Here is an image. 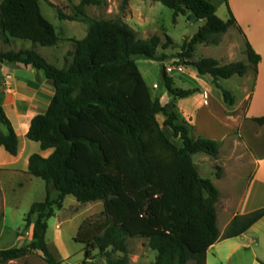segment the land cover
Returning a JSON list of instances; mask_svg holds the SVG:
<instances>
[{
  "label": "trees",
  "instance_id": "obj_1",
  "mask_svg": "<svg viewBox=\"0 0 264 264\" xmlns=\"http://www.w3.org/2000/svg\"><path fill=\"white\" fill-rule=\"evenodd\" d=\"M150 1L170 9L174 23L186 14L203 21L179 47L176 58L181 66L209 76L219 89V79L255 71L260 57L247 42L243 51L247 63L221 66L215 59L194 58L198 45L218 46L220 36L236 26L229 11L224 21L209 0ZM99 4L80 0L70 20L84 17L87 6ZM58 17L64 16L59 12ZM0 35L5 43L13 39L31 43L30 49L0 50V65L31 67L42 72L54 89L46 112L31 119L25 135L42 151L53 150L47 158L32 154L28 159V174L44 182L45 198L31 204L24 217L25 226L32 225L30 243L0 250V264L33 252L45 264H57L45 235L47 221L62 208L66 196L81 204L101 202L99 217L84 220L74 241L83 245L84 258L98 251L107 257L106 264H128L127 239L133 238L148 240L155 253L153 264H205L211 245L240 236L264 216V208L237 216L220 234L215 210L220 193L210 179L199 176L192 161L195 154L217 157L219 143L191 136L187 123L179 122L174 102L153 100L134 62L135 57H143L163 63L167 56L157 52L173 46L168 36L162 44L158 36L138 38L119 21H94L85 37L75 41L68 66L58 68L34 50L36 45L55 47L59 42L53 26L41 15L39 0H2ZM160 75L171 101L194 93L175 88L164 66ZM221 91L224 103L233 106L229 92ZM158 114L164 117L162 126ZM253 121L264 125V115ZM162 127L171 131L179 145L170 141ZM0 148L11 156L19 150L17 135L1 106ZM215 170L220 179L221 168ZM110 253L123 257L112 260Z\"/></svg>",
  "mask_w": 264,
  "mask_h": 264
},
{
  "label": "rangeland",
  "instance_id": "obj_2",
  "mask_svg": "<svg viewBox=\"0 0 264 264\" xmlns=\"http://www.w3.org/2000/svg\"><path fill=\"white\" fill-rule=\"evenodd\" d=\"M98 1L100 2L99 5H90L85 8L84 17H76L74 20H70L69 17L75 16V7L80 0H39L41 15L53 26L59 42L55 47L36 45L34 50L43 56L48 63L58 68H66L71 61L70 53L74 50L75 41L85 37L92 22L98 20L119 21L132 28L140 39L158 36L162 44L165 42L166 36L172 40L173 46H169L165 50L159 49L157 52L167 56L163 63L143 57H135L134 62L149 90L151 98L158 100L161 104L174 102L179 115V122H182V119L190 113L193 114L191 120L201 119V128L202 126L204 127L203 123L207 124L208 120L223 119L225 112L229 111L230 108L224 104L221 90L228 91L234 102L242 99L241 87L245 81L244 78L233 76L228 80L219 79L217 81L219 89L209 76H199L193 68L185 67L183 68V73H181V65L176 58V54L180 52L179 47L182 42L190 39L203 24V21L195 20L192 14H186L178 16L174 23L170 9L150 0H128L126 4L124 0ZM209 1L215 6L218 18L224 21L229 18L228 11L231 13V9L228 4L223 0ZM230 2L238 15L246 14L243 15L245 19L256 20L264 25V0H230ZM59 12L64 16L61 19L58 17ZM249 14L251 15L247 17ZM230 32L232 34L220 36L218 46L198 45L195 49L194 58L217 59L221 66L234 62L246 63L242 37L233 28L230 29ZM229 46L231 47L229 48ZM30 48L31 43L28 41L13 39L5 43L0 35L1 51H18ZM2 66L5 65H0V74H4L3 78L0 76V82L3 81L4 84L5 81L10 79V74L8 72L6 75V72L2 70ZM6 66L32 70L31 67L22 65L8 64ZM161 66L165 67L166 73L172 78L175 88L196 91L188 98L171 101L170 95L162 83ZM15 73L17 72L15 71ZM5 86L11 88L9 84H5ZM203 91L209 94L207 105L201 104ZM261 97L263 100L264 95H261ZM156 119L162 126L164 120L162 114H158ZM188 127L191 136H199L201 132L199 128H195L192 124L188 125ZM162 130L172 143L179 145L168 128L162 127ZM259 140L260 144L257 152L261 153L264 152V146L261 145V142H264V137ZM226 145L222 147V150L226 149ZM233 148L239 150L240 146L237 145ZM203 157L207 159L206 162L202 159ZM208 159H210L209 156L205 154L192 156V161L197 168L199 176L210 179L219 193L229 195L232 199L236 198L244 189L253 168L246 166L242 169H234L233 173H227L224 180L216 181L214 180L215 167L210 166ZM230 176H232V181L229 179ZM12 177L13 175L7 169H0V250L19 248L30 243L32 225L26 227L24 217L31 204L42 202L45 198V185L39 178L18 176L13 177L14 179L11 180ZM51 197L54 199L55 193L51 192ZM101 211V202L81 204L76 202L72 196L65 197L62 208L55 211L54 216L47 221L48 228L45 235L46 245L57 264H106L107 257L99 254L98 251H93L89 258H84L83 245L74 241L80 224L86 219L96 220ZM33 220L34 217L31 221ZM127 249L128 264L154 263L155 253L148 247L147 239H127ZM122 257L123 254L121 253H110L109 258L120 260ZM6 264L45 263L38 252H33L24 258L10 261ZM187 264L194 263L190 261Z\"/></svg>",
  "mask_w": 264,
  "mask_h": 264
},
{
  "label": "crops",
  "instance_id": "obj_3",
  "mask_svg": "<svg viewBox=\"0 0 264 264\" xmlns=\"http://www.w3.org/2000/svg\"><path fill=\"white\" fill-rule=\"evenodd\" d=\"M227 4L236 22V26L230 29L239 32L243 44L247 42L259 55L260 61L255 71L248 70L241 77L245 80L241 87L243 97L229 107L223 119L208 120L206 125L203 123L202 128L201 119L191 120L193 116L191 113L182 119L188 125L192 124L200 129L201 132L196 137L219 143L218 156L208 159L211 167H219L222 170L221 178L217 179L214 176V180H224L227 173H233L237 168L242 169L246 166L253 168L244 189L236 198L232 199L229 195L220 193L215 205L217 228L220 234L224 233L235 217L264 208V152H257L259 139L264 137V125L260 126L253 121L264 115V99L262 100L261 97L264 95V25L256 20L245 19L243 15L246 14L238 15L230 0ZM230 29L225 35L232 34ZM229 48L226 49L230 50ZM215 60L220 64L217 59ZM15 68L2 66L6 75L9 72L10 79L4 84L3 81L0 82V106L17 135L19 150L16 156H11L0 148V169H7L13 177L28 178L29 157L38 154L42 158H47L53 152L52 149L42 151L38 143L27 140L25 135L31 119L46 112L54 89L42 72ZM183 68L185 67L181 66V73L184 71ZM3 75L0 74L1 78ZM5 84H9L11 88ZM204 95L209 97L206 91L202 92L203 105ZM225 144H227L226 149L222 150ZM237 145L240 146L239 150L233 148ZM261 145L264 146V142H261ZM202 159L204 162L207 160L204 157ZM13 177L11 180L14 179ZM229 179L232 181V176ZM205 264H264V216L240 236L211 245L206 251Z\"/></svg>",
  "mask_w": 264,
  "mask_h": 264
},
{
  "label": "built area",
  "instance_id": "obj_4",
  "mask_svg": "<svg viewBox=\"0 0 264 264\" xmlns=\"http://www.w3.org/2000/svg\"><path fill=\"white\" fill-rule=\"evenodd\" d=\"M203 103H204V105H207V96L206 95H204Z\"/></svg>",
  "mask_w": 264,
  "mask_h": 264
}]
</instances>
